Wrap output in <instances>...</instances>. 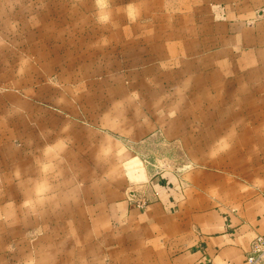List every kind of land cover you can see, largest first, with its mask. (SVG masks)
Instances as JSON below:
<instances>
[{
    "label": "crops",
    "instance_id": "1",
    "mask_svg": "<svg viewBox=\"0 0 264 264\" xmlns=\"http://www.w3.org/2000/svg\"><path fill=\"white\" fill-rule=\"evenodd\" d=\"M25 2L42 5L47 26L82 19L101 32V0H0L9 29L19 19L41 24L37 9L22 18ZM142 2L141 14L122 5L107 18L113 36L147 45L164 74L190 85V115L200 123L180 139L195 166L151 174L126 152L119 174L103 172L95 128L84 136L94 150L84 151L89 166L77 177L64 135L61 150L48 133L42 144L0 146V264H246L264 234V0ZM144 19L154 22L140 27ZM20 69L19 55L0 56V84H22Z\"/></svg>",
    "mask_w": 264,
    "mask_h": 264
},
{
    "label": "rangeland",
    "instance_id": "2",
    "mask_svg": "<svg viewBox=\"0 0 264 264\" xmlns=\"http://www.w3.org/2000/svg\"><path fill=\"white\" fill-rule=\"evenodd\" d=\"M101 2L99 33L85 27L87 22L82 19L74 20L75 25L71 21L64 26H47L52 22L44 20L38 2L23 3L21 16L28 17L37 9L39 26L25 27L27 20L19 19L21 26L9 29L5 17L0 18V47H11L6 51L0 48V56L21 57L22 79V84H0V92L5 93L0 99V125H9L8 132L0 129V146L19 144L25 138L30 145L42 144L48 133L54 136V147L61 150L64 135V147L70 151L69 171L77 177L88 169L84 151L93 152L94 145L84 136L89 135V128H95L102 135L103 172L113 169V174H119L126 152L137 157L132 161L135 167L151 174L165 168L189 170L195 166L190 162L191 148L183 146L188 143L181 142L180 135L188 137L190 127L196 129L200 123V117L190 115L191 109L197 110L189 98L190 85L175 83L173 76L164 74L160 63L151 60V49H142L147 45L127 46L124 34L113 36V19L107 18L114 11L119 13L117 7L122 5L135 11L134 15L141 14L147 2ZM5 6L0 4V10ZM146 20H139L138 25L154 22ZM14 31L20 34L14 35ZM151 37L152 33L139 36L141 41ZM10 93L20 95L21 100L13 99ZM112 150L113 162L109 156Z\"/></svg>",
    "mask_w": 264,
    "mask_h": 264
},
{
    "label": "built area",
    "instance_id": "3",
    "mask_svg": "<svg viewBox=\"0 0 264 264\" xmlns=\"http://www.w3.org/2000/svg\"><path fill=\"white\" fill-rule=\"evenodd\" d=\"M132 200V199H131ZM137 205L144 207L147 202L136 201ZM246 264H264V234L257 235L246 258Z\"/></svg>",
    "mask_w": 264,
    "mask_h": 264
},
{
    "label": "clouds",
    "instance_id": "4",
    "mask_svg": "<svg viewBox=\"0 0 264 264\" xmlns=\"http://www.w3.org/2000/svg\"><path fill=\"white\" fill-rule=\"evenodd\" d=\"M105 19H107V18H105Z\"/></svg>",
    "mask_w": 264,
    "mask_h": 264
}]
</instances>
